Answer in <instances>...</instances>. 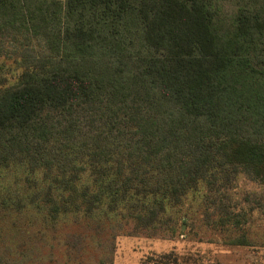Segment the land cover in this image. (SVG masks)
Wrapping results in <instances>:
<instances>
[{
    "label": "trees",
    "instance_id": "1",
    "mask_svg": "<svg viewBox=\"0 0 264 264\" xmlns=\"http://www.w3.org/2000/svg\"><path fill=\"white\" fill-rule=\"evenodd\" d=\"M16 41L18 65L0 61L11 226L25 212L171 238L203 183L264 185V0H0L1 60Z\"/></svg>",
    "mask_w": 264,
    "mask_h": 264
},
{
    "label": "rangeland",
    "instance_id": "2",
    "mask_svg": "<svg viewBox=\"0 0 264 264\" xmlns=\"http://www.w3.org/2000/svg\"><path fill=\"white\" fill-rule=\"evenodd\" d=\"M18 44L5 42L2 47L0 61L8 68L14 69L16 59L23 57ZM7 69L1 85L12 81ZM201 186L173 209L176 233L171 238L130 235L73 219L47 226L40 214L32 219L25 212L13 227L16 214L7 220L0 211L2 238L12 244L5 264H264V185L239 173L228 189L222 186L213 196L206 184Z\"/></svg>",
    "mask_w": 264,
    "mask_h": 264
}]
</instances>
